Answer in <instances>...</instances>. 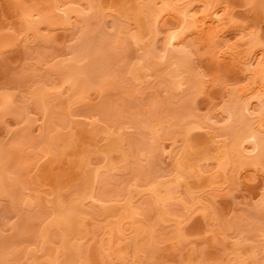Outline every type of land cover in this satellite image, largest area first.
Segmentation results:
<instances>
[{"label":"rangeland","instance_id":"obj_1","mask_svg":"<svg viewBox=\"0 0 264 264\" xmlns=\"http://www.w3.org/2000/svg\"><path fill=\"white\" fill-rule=\"evenodd\" d=\"M62 1L67 2V4L79 3L82 7H85V3L83 2L88 0ZM141 1L94 0V2L101 6L102 11L99 16H95L89 21L91 25L87 28L82 26V22H78L77 26H74L76 29L73 27L75 30H72V28H70L71 30L69 28L64 29V26L58 20L60 24H53L55 26L50 25L49 27L48 25L44 26L41 24L34 30L35 32L32 31L25 35L23 32L24 24L21 19V9L15 7L12 0H0V94L2 92L13 94L19 99L18 103L24 105L25 109L23 112L25 116L14 112L0 118V152L5 153L6 157H8L7 162H5L6 160L2 161L0 173L3 175V186L10 192V195L0 194V264H26L27 261H30V256L35 259V264H47L46 259L48 258V254L52 253L50 258H53L54 247H60L62 242L58 236L54 237V240L50 243L44 245L41 250L36 248L37 252L33 255L34 251L32 250L39 245L33 242V238L40 221L39 216L42 215L45 209V205L38 202V199L40 197L54 199L58 194L62 199H65L76 193L77 189L82 187L84 183H91V179L89 180L90 171L86 169L83 163L88 158L92 160V166H103L104 162L108 159V155L115 166H118L117 168L123 165L128 166V169L124 170V173L120 172V168L119 172L116 169L117 172L114 174L113 171L104 172L103 178H105V181H102L101 185H106V188L109 189L108 192L112 196L123 192L127 180L133 184H143L149 168L156 170L159 174L167 175V178H172L173 160L171 161L168 158L170 147L166 144L170 143L171 140L169 139L173 137L172 140L178 139V142H180H176L177 146L181 144L180 130L184 126L185 120H189L186 119L187 117H184L188 111L193 110V106L189 110L184 104L186 105L194 96L192 92H187V90H183L184 94L187 92L186 95L182 93L183 91L168 94L169 91L167 92L166 88L164 89L163 86L160 88L161 81H159L158 77L162 71L160 63L148 71L147 77L145 75V78L140 77V80L141 78L148 79L146 80L147 82L141 80L144 85H141V83L137 84L136 82L133 83V80L131 81L126 68L130 63L139 58V54L135 52L142 50L140 48L136 50L138 46L134 44L130 46V42H125L124 45L127 44V46L123 47L126 50H121V48H117L120 49L119 51L115 50V46L113 45L114 40L118 39L119 36L121 38L123 34L119 35L116 28H113L110 22L111 17L108 14L113 16L116 12L125 13L124 25L126 27L125 31H127V29L134 27L138 23V18H135L134 14L138 12ZM169 1L174 2L175 0ZM213 1L219 4V6L231 9V15L235 17L239 28L244 27L246 31H255L264 41V0ZM25 2L26 6H31L35 3L37 7L44 8L42 0H26ZM104 14H106V19L102 16ZM54 20L56 21V19ZM84 31L87 32L86 41L90 45H94L96 49L94 52V57L97 61L96 63L94 62L95 67L98 70H103L104 68L107 71L105 72L106 75L103 74L98 77L101 82L105 81L104 86L95 85L89 88L86 90L84 97L77 101L74 98H69L72 90L70 89L71 85L67 82L61 86L62 88H59L64 91L61 97L52 100V102H47L45 105L49 111L47 114L50 117H45L43 123L39 120L33 123V125L32 120L35 117L42 116V111L37 102L32 99L34 95L31 92H35L36 88L43 86L54 95L53 91H56V89H53H58L59 81L61 80L60 72L54 68V65L69 56L70 47L73 49ZM116 35L118 36L117 38L115 37ZM228 38L230 40L227 44L218 42L212 45L213 48L210 46L212 50H208L209 48L204 46L199 47L198 51L205 58H213V61L215 57H218L215 64L225 67L227 63L232 65L227 58L228 54H223V52L226 46L236 43L238 36L234 32H229ZM102 41L103 43L106 42V44H103V46H106H98ZM223 56H225L224 59L221 58ZM225 67H212L208 71L201 68L202 73L206 75L205 78L208 79L206 96L203 97L201 95L199 97L200 101L195 100V98L192 100L197 103H193L195 105L194 108L196 107V110L194 109L195 111L193 112L199 111L197 112V116L203 115L202 119L206 114L209 116L212 113L211 115L213 116V114L218 113L223 105L227 103L226 101L229 99L230 92L234 90V92L241 91L243 87L247 88L248 86L246 83L247 79L238 67L230 68L231 70H226L224 69ZM203 68L205 67L203 66ZM150 76H152L151 79L149 78ZM200 78L202 79V77ZM107 79L108 82L106 83ZM178 92H180L179 95ZM169 97L171 98L169 99ZM183 99L189 100L187 102L185 100L186 103H183L182 106L180 100ZM52 103L53 105L59 103V107L54 108ZM66 104L67 106L69 104V106L67 107ZM153 106L157 109L153 108ZM188 107L190 108V106ZM158 109L159 111L163 109V112H159L158 116L163 117L167 115L168 118H166L167 116L163 118L167 121L169 119L170 122L168 123V128H164V130L166 129L165 131L162 129V131H159V134L162 132L159 137L162 139V142L164 141L165 145L163 147H165V152L161 155L157 153L158 151L155 152V156L153 154L150 160L145 163L137 159L136 148L140 147L141 143L150 136V133L142 131L136 122L143 118L154 121L158 117L154 112ZM188 113L187 115H192L190 112ZM174 115L177 116L173 117ZM26 116L29 120L26 119ZM45 124H50L51 127H54L52 130L57 128L60 132L55 135L56 147L49 152L38 154L40 146L38 144H42V141L38 139V126ZM31 125L33 129L31 131L33 132L28 129ZM118 127H122L121 131L125 132L123 135L125 143H123L124 146L123 144L121 146L125 150L126 158L122 156L125 154L124 151L122 154V151L120 150L121 152H119L115 147L116 141L112 140V136L115 134L112 136L108 134L109 129L116 131ZM162 127L159 126V128ZM26 128L31 133H28L29 131ZM217 128L218 125L215 130ZM52 130L50 131L53 133L55 130ZM193 132L189 134L188 138L191 141L190 143H193V149L194 146L196 148L195 154H198L199 151L203 154V152L205 153V149L206 151L208 149V155H211L209 143H207L208 145L205 144L207 140H205L206 133L204 134L203 129ZM53 134L56 133L54 132ZM107 149L111 150L110 153H106L105 150ZM200 152L198 155H200ZM211 162L212 160L209 162L210 164L205 162L208 165H206V168L209 170L214 165V161L212 165ZM201 168H205V164ZM261 168L263 167L261 166ZM261 168L246 164L239 175L240 177L238 176L240 180H236L237 177L235 178V176H232L233 179L228 180L230 176L227 174L228 177H224L225 180L229 182L234 180V183L236 182L235 184L238 187L230 189L228 186L226 188L227 182L223 185L225 188H218V191L215 190L217 188H214V191L212 187L205 186L207 185L206 181L204 183L201 182L202 178L206 179V172H209V170L205 169L206 172L203 174L206 176L202 174L204 177L201 180H198L199 177L195 178L190 174L181 183V198L182 201L185 200L183 193L185 188L189 187L191 191H195L196 201L199 202L187 210L182 209V205L179 203L174 201L171 203V201V206L167 208L169 211L166 210V212H171V216L166 213L167 218H169L168 220L166 219L167 221H162L161 216L159 217V215H162L159 214L162 209L159 208L160 206H154L149 197L147 199L142 198L143 203L146 202L144 204L146 209L142 211V215L138 216V222H142V227L144 225H146L145 227L148 226L149 228H145V232L146 229L149 232L145 233V238L140 237L141 240L139 239V241L141 242H138L141 244L138 247H133L132 241L128 240L127 243L125 240L124 243L129 246L125 251L123 250L126 255V257L124 256L125 260L127 258L126 262L124 260L122 263L118 260L121 258L111 259L113 257L110 258V256L109 258H101L102 255L100 256L98 253L100 250L99 248L97 249L98 241L104 230V223L108 219L115 220L117 218V213L119 214V210L117 209H114V213L110 211L112 215L116 214L115 216H110L111 214L107 216L109 212L103 216L99 214H94V216L92 213V215L88 214L84 217L82 225L73 221L69 225L64 239H71V241L81 239L80 241L84 246L82 248L85 249V253L82 252V255L87 257L86 264H237L236 260H234L236 251L241 256L244 254L243 258H245V261L243 264H254V262L264 264V250L261 247V240L251 232L253 231L252 227L256 228L258 226L264 231V212L261 210L259 212L257 211L258 208H255L256 204L264 196V168ZM139 171L144 172V174L141 175L142 178L140 180L136 181L133 178V174ZM211 171L209 172L210 174ZM209 173H207L208 176ZM207 179H210V177ZM218 181L220 182L221 178L215 181V184L216 182L219 184ZM237 183L241 184L238 185ZM229 184L230 186L233 185ZM213 186L215 187V185ZM54 189L56 190L55 192ZM49 192L52 194L48 195ZM221 193L220 199L216 196L215 201H212L216 204L213 203L214 206L212 202L210 203L208 200H205L208 198V195H211L208 199H214L213 196L216 194L220 196ZM205 194L207 198L203 196ZM27 197H35L37 200L34 199L37 202V209L33 214L28 213L24 206L25 201L23 199ZM134 200L139 201L137 199ZM202 202H204L205 206L202 205ZM47 205H50V203H47ZM73 207L80 208V204L77 202ZM89 207H85V210L86 208L88 210H86L87 212H93V210L95 212L97 210L96 208ZM172 212L179 220L183 221L184 219L183 223L181 222V225L184 224L183 227L181 226L184 229L183 231L181 230L184 232L181 238L176 237L173 226L174 221H170V218L174 217L172 216ZM71 217L74 218V214ZM175 217L174 219L176 220L177 218ZM126 221L128 222V220ZM235 222L242 223L237 226ZM249 230L251 231L249 232ZM128 236L131 235L129 234ZM117 237L118 235L112 236V239H115V241L119 240ZM238 239L241 240V243L236 247L233 244ZM122 243L120 245H123ZM4 245L9 246L4 248L3 252L2 248ZM248 251H256L254 260L247 258L249 256ZM123 252L121 253L123 254ZM65 256L68 259L66 262H61V264H67L73 258L70 252L64 251V256L60 255L59 260H62ZM134 258L135 260H133Z\"/></svg>","mask_w":264,"mask_h":264},{"label":"bare ground","instance_id":"obj_2","mask_svg":"<svg viewBox=\"0 0 264 264\" xmlns=\"http://www.w3.org/2000/svg\"><path fill=\"white\" fill-rule=\"evenodd\" d=\"M25 1L26 0H12L13 5L21 9V19L24 24L23 32L25 35L32 31L35 32L34 30L41 24H43L44 26L48 25L49 27L50 25L55 26L57 24H60L61 22V24L64 26V29L69 28V30H71L70 28H72L73 30L77 26L78 22H82V26L87 28L89 25H91V22L89 23V21L93 17L99 16L102 11L101 6L98 3L94 2V0L84 1L83 3H85V7H82L79 3L67 4V2L65 3L62 0H42L44 8L40 6L37 7V4L35 3L34 5L26 6ZM156 5H158V7H156ZM105 15L106 14L102 15L104 16V19L107 18ZM108 16L111 17L109 18L111 19L110 22L112 23L113 28H116L119 35L121 33L124 35H122L121 38L120 36L118 37L116 35L115 37H118V39H113L115 50H120L117 48L126 50L124 48L127 46V44L124 45L125 42H130V46L131 44H134L135 46L137 45L138 47H136V50L137 48H140L142 50L140 52L139 50L135 52L139 54V58L137 57L138 59H135L136 61L130 64L129 61V65L126 63L128 65L126 68L127 72L131 77V81L133 80V83L136 82L137 84L141 83V85H144L142 84V81L144 82V80L146 81L148 79L142 78L147 77L146 75H148V71H150L153 66L160 63L161 66L160 64L159 66L162 70L158 76L159 81H161L160 88H162V86L164 87V89L166 88L167 92L169 91L168 94H172L171 92L177 93V91L181 92L183 90H187V92H192L194 96L193 98H195V100L200 101L199 97L201 95L203 97L206 96L208 82V79L205 78L206 75L202 73L201 68L207 69L208 71L212 67L223 68L225 66L215 64V61H217L218 57H215L214 61L213 58H211L212 60L210 58H205V56H202V54L199 53L198 49L199 47L205 46L209 48L208 50H212V45L218 42L227 44L230 40L228 38L229 32H234L238 36L236 43L226 46V49L223 52V54H228L227 58L232 65L227 63V66L224 69L228 70L233 67H238L242 71L244 77L247 79L246 83L248 84V86L247 88L243 87L241 91L236 90L237 92H234L235 90L233 89L234 91L232 90L233 92H230L229 99L226 101L227 103L224 104L225 106L223 105L218 113L214 112L215 114H213V116L211 115L212 113H210L209 116L208 114H204L206 117L204 116L203 119V115L197 116V112L199 111L193 112L196 110V107L194 108L195 105H193V103H196V101H193V98L190 99L191 101H188L189 99H185L186 102H189H187V104H189L188 106H190V108L187 106V104H184V106H186L189 110L191 109V106H193V110L188 111L192 115H187L189 114L188 112L187 114L185 113L186 116L184 115V118L187 117L186 119L189 120L186 121L184 119V126L180 130V139L182 142L177 146L176 142H178L179 140H172L174 138L173 137L169 139L171 140L170 143L166 144L170 147L168 158H170L171 161L173 160V172L171 173L172 178H167V175L159 174L156 170L149 168L147 176L144 180L145 182L143 184L137 185L130 183V181L127 180V184L123 188L124 193L120 192L122 194L116 193V195L112 196L108 192L109 189L106 188V185H101V182L105 181V178H103L104 172L107 171L106 173H108V171H113L114 174L115 172H117V170L119 172L120 168V172L124 173V170L126 171L128 169V166L123 165L117 168L118 166H115V164L110 160V156L108 155V159L104 162L103 166H92V160L89 158L83 162L86 169L90 171L89 180L91 179V183H84L82 187L77 189L76 193L65 199H62L59 194L55 196L54 199L40 197L38 199V202L44 204L45 209L43 210L42 215L39 216L40 221L36 227L35 236L33 238V242L35 244H39L38 246L34 247L33 250L31 249L32 251H34L33 255H35V252H37L36 248H38V250H41L44 245L53 241L54 237L56 236H58L59 240L62 241L60 247H54L53 258H50L52 253L48 254V258L46 259L47 264H61V262H66V260L68 259L67 256L63 257L62 260H59L60 255L64 256V251L70 252V255L73 257L67 264H86L87 262L85 261L87 260V257L82 255V252L85 253V249L82 248L84 246L80 241L81 239H76L74 241H71V239H64L67 235L69 225L73 221L79 225H82L84 217H86L88 214L92 215V213L93 215L99 214L103 216L104 214H107L109 212L107 216H109V214H111L110 216H115L116 214L112 215V213H114L113 211H115L116 209L119 210V214L117 213L118 216L115 220L108 219L105 221L104 230L102 231V236L98 241L97 249L99 248L100 250L98 253L100 256L102 255L101 258H109V256L110 258L113 257L111 259L121 258L118 260L123 263L125 260L124 256L126 257L123 250L125 251L127 247H129L124 243L125 240L127 243L128 240L132 241L133 247H138V245L141 244H139V242H141L139 241V239L141 240L140 237L145 238V233L149 232V230H147L149 228L148 226L145 227L146 225L143 224V228L141 226L142 222H138V216L142 215V211L146 209L144 205L146 202L143 203L142 198L147 199L149 197L152 200L151 202L154 204V206H160L159 208L162 209L159 214L162 215H159V217L161 216L162 221H167L169 219L167 218V215H170L171 212H166V210L169 211V209L167 208L171 206V203H173V201L182 205V209L187 210H189L192 206L199 202L196 201L197 197L195 196V191H191L189 187H186L183 193V195L185 196V200L182 201L181 198V183L190 174L195 178L199 177L198 180H201L202 177L207 175L206 179L202 178L203 181L201 180V182L204 183L206 181L207 185L205 186L209 188L212 187L213 190L214 188H217L215 190L218 191V188L221 189L222 187H224V183L228 182V184H233L234 180H231L230 182L228 180L233 179L234 176L235 178L237 177L236 180H240L239 175L241 174V171L243 167L246 166V164L254 167L259 166V168H261L262 166L264 168V41L255 31L250 32L246 31L244 27L239 28L235 17L231 15V9L225 6H219V4L215 3L213 0H175L174 2L169 0H142L138 12L134 14L135 18H138V23H136L134 27L127 29V31H125L126 27L124 25L126 17L125 13L116 12V14H114L113 16L110 14H108ZM54 19H56L57 22H60L57 23ZM86 35L87 32L84 31L80 36L81 41L79 40V42L75 44L73 49H71L70 47L68 53L69 56L65 59L60 60L56 65H54V68L57 69L61 75L58 89L62 88L61 86L68 82L69 85H71L70 89L72 90V94L69 96V98H74L77 101L81 100L84 97L86 90H88L89 88L95 85L100 87H102V85L104 86L105 81L101 82L98 77L102 76L103 74L106 75L105 72H107L104 68L103 70H98L95 67L94 62L96 63L97 61L94 57V52L96 49L94 45H90L89 42L86 41ZM103 44H106V42L103 43L102 41L98 46H106H103ZM210 46L212 48H210ZM221 58L224 59L225 56ZM203 61H205V63H203ZM203 66L205 68H203ZM140 77H142V81L140 80ZM151 77L152 76H150L149 78L151 79ZM200 77H202V79ZM107 82L108 79L106 83ZM55 89L56 91L58 90L57 88H54L53 90ZM56 91H53V95L43 86H40L39 88H36L35 92H31L33 93L32 95H34V98L32 97V99L37 102L42 111V116L35 117L34 120H32V124L36 123V121L39 120L43 123V121H45V117H50L47 114V112L49 111L45 105L47 104V102H52V100L60 98L64 92L61 89H59L58 92ZM184 91L182 92L183 94ZM180 92H178V95L180 94ZM187 92L184 95H186ZM170 98L171 97H169V99ZM185 100H180L182 106L183 103H186ZM18 101L19 99L16 98L13 94L9 92H2L0 94V118L6 117L8 114L14 112L23 114V112L25 111L24 105L19 104ZM55 104L53 105L52 103V106L54 108L57 106L59 107V103H57L56 105ZM153 108L156 107L153 106ZM162 110L159 111L158 109L156 112H154V114L158 116V113ZM54 113L56 112L54 111ZM165 116L167 115H164L163 117L165 118ZM176 116L177 115H174L173 117ZM195 116H197L196 118L199 121L194 118ZM163 117L158 116L157 118H155V120L153 119L154 121H149L150 119L148 120L145 118L140 120L138 118L139 120L136 122V124L139 125V128H141L142 131L149 132L150 136L143 141L144 143H141L140 147L136 148L137 159H140L146 163L148 162V160H150L151 156H153L155 152L158 151L157 153H159L160 155L165 152V147H163L165 145L164 141L162 142V139L159 137L162 132H160L159 134V131L161 129L165 131L168 128V123L170 122L169 119L167 121ZM27 118L28 117L26 116V119ZM166 118H168V116ZM166 122L167 124H165ZM50 124L38 126V139L39 141H42V144H38L40 145L39 148L37 145L38 154H43L47 151L49 152L56 147L57 142L55 135L59 134L58 132L60 131L57 128L53 129L55 130L53 131L52 128L54 127H51ZM217 125L218 131L215 130ZM159 126L163 127L159 128ZM29 127L31 128H28L30 131L33 130L32 125ZM165 127L166 129L164 130ZM28 129L26 128V130ZM122 129V127H118L116 131L109 129L108 134H110L111 136L115 134L114 136H112V140L116 141L115 147L119 152L122 151L121 153L123 154V151L125 153V150H123V147L121 145L125 143V138L123 137L125 132H122ZM200 129H203L204 134L206 133L205 140L207 141L205 142V144L209 143L210 147H212L211 149L209 147L210 153L212 152L211 155H208V149L207 151L205 149V153L207 152L206 155L204 152L203 154H201L202 152L200 151V155H198V150V154H195L196 148L194 146L193 149V143H190L191 141L188 138L189 134H192V132L195 130L200 131ZM50 130H52L53 133L55 132L56 134H53ZM30 131L28 133L33 132ZM192 140L194 139L192 138ZM118 146H120L119 149ZM105 151L106 153H110L111 150L107 149ZM122 156L126 158L127 155L125 153ZM7 158L8 157H6L5 153L0 152V166L2 161L6 160L5 162H7ZM211 160V165L214 161V165L213 167H211L213 170L211 168L210 170L206 168L208 165L205 162L209 163ZM202 164H205V168H201L203 166ZM230 168L233 169L231 170ZM205 169L209 170V172L212 170L211 174L209 172H206ZM204 172H206V175L203 174ZM207 173H209V176ZM143 174L144 172L142 171L135 172V174H133V178L136 181L140 180L142 178L141 175ZM227 174L230 176V178ZM209 177L210 179H207ZM224 177H228V180H225ZM217 178H221V183L218 181L219 184H217L216 182L218 186L215 184V181L218 180ZM235 183L233 184L235 185L234 187L233 185H231L232 188L230 184H227L225 187L227 188L229 186L230 189L238 187ZM212 184L215 185V187ZM55 191L56 190L54 189V192ZM0 194L10 195L9 190L6 189L5 186H3V175H1V173ZM51 194L52 193L49 192L48 195ZM221 195L222 193L220 194V196L216 194L215 196H213L214 199H208L211 195L207 196L205 194L203 196H207L208 198L206 197L207 199L205 200H208L211 203L212 201H215L216 196L217 198L219 197L218 199H220ZM34 199L35 197H27L23 199V201H25L24 206L26 207V211L30 214H33V212H35V210L37 209V200L35 199V201ZM134 199H137L139 201H136ZM77 202L80 204V208L73 207V205ZM47 203H50V205H47ZM152 203L151 205H153ZM202 203V205H204V202ZM213 203L214 202H212V204ZM86 206L96 208L97 210H95V212L94 210L93 212H87V208V211L85 210ZM255 208H258L257 211L259 212H264V196L262 200L256 204ZM163 209L165 210L162 211ZM216 210L218 209L216 208ZM110 211L112 213H110ZM72 214H74V218L71 217ZM172 216H174V214ZM174 217L170 218V221H174L173 226L176 237L181 238L183 237L181 235H184L182 234L184 233L182 232L184 229L181 228V226L183 227L184 225H181L184 219L182 221L181 219L179 220L178 217H175L178 219L175 220ZM105 219H107V217H105ZM126 220H128V222ZM241 223L235 222L237 226H239ZM145 228H147L146 232ZM252 230L253 231L249 230V232L251 231L255 234V236H258V239L261 240V247L264 250L263 229L259 228L258 226L256 228L252 227ZM133 232L134 234H132ZM114 234L118 235L117 238H119V240L115 241V239H112V236H115ZM129 234L131 236H128ZM102 237H104L105 239ZM235 241L236 242H234L233 245L236 247L239 246L241 240L238 239V241ZM120 243H122L123 245H120ZM8 246L4 245L2 251L4 252V248ZM121 252H123V254ZM236 252L234 260H236L237 264H243L245 261V258H243L244 254L243 256H241ZM248 252L249 256L247 253H245V255L248 256L247 258H252L254 260L256 251ZM29 260L30 261H27L26 264H35V259L31 256ZM133 260H135V258ZM254 264L257 263L254 262Z\"/></svg>","mask_w":264,"mask_h":264}]
</instances>
